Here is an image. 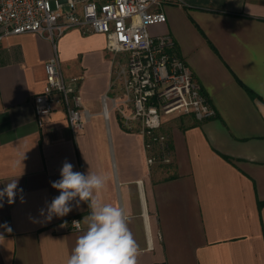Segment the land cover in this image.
Here are the masks:
<instances>
[{
    "label": "crops",
    "instance_id": "0c3cea01",
    "mask_svg": "<svg viewBox=\"0 0 264 264\" xmlns=\"http://www.w3.org/2000/svg\"><path fill=\"white\" fill-rule=\"evenodd\" d=\"M156 10L167 21L150 34L172 37L216 110L163 125L173 152L158 167L140 125L126 118L131 107L114 104L124 85L104 34L73 28L55 42L36 33L0 41V190L18 177L15 202L0 200V264H67L88 202L71 201L72 211L51 221L40 215L60 194L51 182L65 160L106 177L96 195L126 214L137 264H264V0H164ZM55 55L66 78H80L81 130L63 106L43 125L36 116Z\"/></svg>",
    "mask_w": 264,
    "mask_h": 264
},
{
    "label": "built area",
    "instance_id": "2783aa9c",
    "mask_svg": "<svg viewBox=\"0 0 264 264\" xmlns=\"http://www.w3.org/2000/svg\"><path fill=\"white\" fill-rule=\"evenodd\" d=\"M163 2L0 0V41L11 35L36 33L55 42L73 28L104 34L107 50L118 58L115 74L124 85V97L114 104L118 109L131 107V116L126 118L140 125L145 139L152 137L158 142L161 154L167 140L160 132L166 116L190 115L199 121L216 116L188 63L176 52L172 37L150 34L152 25L167 21L166 13L156 10ZM45 70L46 87L33 102L40 125L45 116L63 106L72 129H83L87 112L78 88L80 78H66L57 55L46 63ZM145 146L147 151L153 148L150 141H145ZM169 157L163 152L161 158L169 162ZM155 162V157L148 156L149 164ZM73 221L80 219L73 218L71 224L73 230H81V221L79 228Z\"/></svg>",
    "mask_w": 264,
    "mask_h": 264
},
{
    "label": "clouds",
    "instance_id": "9594fccd",
    "mask_svg": "<svg viewBox=\"0 0 264 264\" xmlns=\"http://www.w3.org/2000/svg\"><path fill=\"white\" fill-rule=\"evenodd\" d=\"M73 168V164L64 161L61 179L51 182L60 194L47 205V215L44 209L40 210V215L51 221L53 216L63 217L71 212V201L76 200L77 207L81 201L88 202L87 229L78 237L67 264H137L140 249L128 227L126 214L119 207L102 203L96 195L104 188L106 177L91 171L85 175ZM17 178L10 179L0 190V200L6 196L9 204L15 202ZM73 224L79 228L80 221Z\"/></svg>",
    "mask_w": 264,
    "mask_h": 264
},
{
    "label": "trees",
    "instance_id": "16d2710c",
    "mask_svg": "<svg viewBox=\"0 0 264 264\" xmlns=\"http://www.w3.org/2000/svg\"><path fill=\"white\" fill-rule=\"evenodd\" d=\"M160 132H162L163 134H165L166 137H167V140L165 141L164 150L161 152V154L158 152L159 144H158L157 141H154L152 139V137L145 139L146 142L150 141V143L153 145V148L151 150H148V154H149L148 156L149 157H155V159H157L159 157V155L160 156H163V152L164 153H169V155H171L172 152H173V143H172L171 138L168 136V134L166 133V131H164L163 128L160 130ZM157 133H159V131H157L156 134ZM152 154H154V155H152ZM162 159L163 158H161L160 160H162ZM175 176H176L175 174L174 175H171L170 178H173ZM260 205H261V203H260Z\"/></svg>",
    "mask_w": 264,
    "mask_h": 264
},
{
    "label": "rangeland",
    "instance_id": "374dc122",
    "mask_svg": "<svg viewBox=\"0 0 264 264\" xmlns=\"http://www.w3.org/2000/svg\"><path fill=\"white\" fill-rule=\"evenodd\" d=\"M179 116H185V115H170V116H166L165 119L167 123H164V125H166V129L168 128V126H170L172 123L175 122V120H177L179 118ZM178 121V120H177ZM154 155V154H152ZM162 156L159 155V157L156 159V162L154 163L156 167L158 166H163L165 164H169L168 162H164L161 159ZM170 160H171V157H170ZM171 162V161H170ZM155 167V168H156Z\"/></svg>",
    "mask_w": 264,
    "mask_h": 264
}]
</instances>
